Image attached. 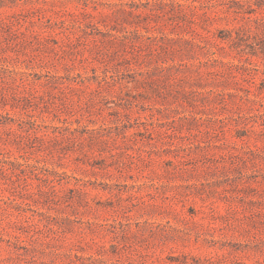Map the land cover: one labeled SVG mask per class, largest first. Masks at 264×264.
Instances as JSON below:
<instances>
[{"label": "rangeland", "instance_id": "rangeland-1", "mask_svg": "<svg viewBox=\"0 0 264 264\" xmlns=\"http://www.w3.org/2000/svg\"><path fill=\"white\" fill-rule=\"evenodd\" d=\"M0 264H264V0H0Z\"/></svg>", "mask_w": 264, "mask_h": 264}]
</instances>
